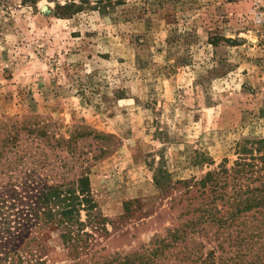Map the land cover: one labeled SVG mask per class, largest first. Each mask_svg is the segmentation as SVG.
Wrapping results in <instances>:
<instances>
[{
  "label": "rangeland",
  "instance_id": "1",
  "mask_svg": "<svg viewBox=\"0 0 264 264\" xmlns=\"http://www.w3.org/2000/svg\"><path fill=\"white\" fill-rule=\"evenodd\" d=\"M71 1L0 0V142L24 121L74 136L75 158L50 153L49 180L65 171L62 160L76 163L69 179L84 161L109 217L95 249L128 254L193 217L178 180L231 167L243 152L264 155V0H104L107 12L67 14L60 6ZM20 136L30 147L25 129ZM160 168L171 173L164 189ZM202 235L193 234L200 252L213 253ZM45 244L44 264L70 263L59 234ZM184 244L161 264H197Z\"/></svg>",
  "mask_w": 264,
  "mask_h": 264
},
{
  "label": "trees",
  "instance_id": "2",
  "mask_svg": "<svg viewBox=\"0 0 264 264\" xmlns=\"http://www.w3.org/2000/svg\"><path fill=\"white\" fill-rule=\"evenodd\" d=\"M108 2L97 0L92 4L90 0H73L60 7L67 14L81 11L85 6L104 13L111 5ZM12 126L11 134L0 142L1 174L10 172L11 178L5 185L0 180V264L46 263L45 235L50 232L59 234L68 248L69 264H161L166 251L181 243H185V259L193 263L264 264V155L247 156L243 152L231 167L222 163L200 179L178 180L183 188L181 199L188 200L187 214L192 213V218L182 226L168 229L165 236L156 234L141 250L102 254L95 249L96 235L108 233L109 217L98 207L90 168L82 161L80 173L69 179L67 173L76 163L62 160V165H57L66 169L57 175L59 179L50 181L52 174L47 172L50 166H56L50 153L60 156V151L67 149L72 152L70 157L75 158L74 136L56 139L48 135L45 126L32 121H24L21 127ZM22 129L27 133L30 147L23 146ZM19 166L25 168L24 173L28 171L21 184L16 182L15 175ZM43 169L47 179L41 182L35 175ZM168 181L171 182V173L160 168L155 175L157 186L164 189ZM206 227H216L215 232H209ZM194 232L203 233L214 243L213 253L200 252L199 246L203 245L193 236Z\"/></svg>",
  "mask_w": 264,
  "mask_h": 264
}]
</instances>
